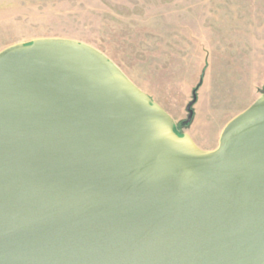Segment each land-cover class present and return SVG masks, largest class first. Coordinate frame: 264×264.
<instances>
[{
    "label": "water",
    "instance_id": "1",
    "mask_svg": "<svg viewBox=\"0 0 264 264\" xmlns=\"http://www.w3.org/2000/svg\"><path fill=\"white\" fill-rule=\"evenodd\" d=\"M0 264H264V93L203 149L87 43L1 49Z\"/></svg>",
    "mask_w": 264,
    "mask_h": 264
},
{
    "label": "rangeland",
    "instance_id": "2",
    "mask_svg": "<svg viewBox=\"0 0 264 264\" xmlns=\"http://www.w3.org/2000/svg\"><path fill=\"white\" fill-rule=\"evenodd\" d=\"M38 37L104 53L203 149L264 93V0H0V50Z\"/></svg>",
    "mask_w": 264,
    "mask_h": 264
},
{
    "label": "crops",
    "instance_id": "3",
    "mask_svg": "<svg viewBox=\"0 0 264 264\" xmlns=\"http://www.w3.org/2000/svg\"><path fill=\"white\" fill-rule=\"evenodd\" d=\"M164 108V107H163ZM165 109V108H164ZM166 110V109H165ZM168 112V111H167Z\"/></svg>",
    "mask_w": 264,
    "mask_h": 264
},
{
    "label": "trees",
    "instance_id": "4",
    "mask_svg": "<svg viewBox=\"0 0 264 264\" xmlns=\"http://www.w3.org/2000/svg\"><path fill=\"white\" fill-rule=\"evenodd\" d=\"M194 94V93H193Z\"/></svg>",
    "mask_w": 264,
    "mask_h": 264
}]
</instances>
